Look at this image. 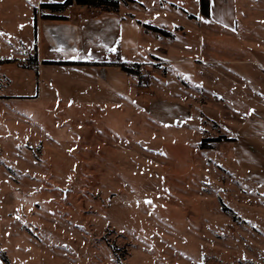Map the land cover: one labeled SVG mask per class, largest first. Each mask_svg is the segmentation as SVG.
Segmentation results:
<instances>
[{"label": "rangeland", "instance_id": "rangeland-1", "mask_svg": "<svg viewBox=\"0 0 264 264\" xmlns=\"http://www.w3.org/2000/svg\"><path fill=\"white\" fill-rule=\"evenodd\" d=\"M28 1L34 10L19 9L18 22L2 26L4 56L34 46L37 23L28 14L48 11ZM240 20L237 50L264 65V0ZM242 66L263 96L264 69L257 78L254 66ZM6 84L0 76L3 93ZM17 86L10 90L25 92ZM214 106L205 109L214 115ZM77 107L52 95L20 106L24 123L0 115V264H264V186L224 161L226 145L200 148L222 134L217 125L197 114L186 134L162 130L133 106L125 114Z\"/></svg>", "mask_w": 264, "mask_h": 264}, {"label": "crops", "instance_id": "crops-1", "mask_svg": "<svg viewBox=\"0 0 264 264\" xmlns=\"http://www.w3.org/2000/svg\"><path fill=\"white\" fill-rule=\"evenodd\" d=\"M64 1L37 0L36 5ZM252 1L210 0L209 17L202 15L200 0H133L121 2L116 12L73 4L69 13L59 14L66 19L44 20L49 9L36 17L33 11L28 21L37 23L36 47L22 52L16 47L9 56L0 52V76L7 81V92L0 89V115L6 122L24 123L20 106L39 104L54 95L60 102L77 105V110L110 105L111 113L123 114L133 106L162 130L188 134L200 123L196 118L200 114L225 138L205 150L226 145L230 153L224 161L234 164L250 182L264 186V95L254 93L242 75V65L253 72L250 65L258 78L264 65L252 58L243 60L244 53L235 44L243 39L240 12ZM22 8L34 10L35 4L0 0V35L4 29L8 33L4 23L18 22ZM3 15L9 18L4 20ZM145 24L170 36L152 32ZM35 54L36 62L30 59ZM4 60L13 62L1 63ZM25 63L34 69L24 68ZM121 64L138 66L141 76L148 75L149 85H142ZM10 67L18 71L15 78L8 73ZM16 84L25 86V92L11 91ZM208 105H217L214 115L205 109ZM230 126L232 131L227 130ZM17 130L11 131L17 140L28 138ZM44 139L50 142L51 137ZM25 142L32 152L29 138ZM43 143L38 144L42 151Z\"/></svg>", "mask_w": 264, "mask_h": 264}, {"label": "trees", "instance_id": "trees-1", "mask_svg": "<svg viewBox=\"0 0 264 264\" xmlns=\"http://www.w3.org/2000/svg\"><path fill=\"white\" fill-rule=\"evenodd\" d=\"M121 2L123 3H129L133 2V0H65L62 3H52V4H42L41 8L42 9H49L51 14L48 15H43V19H66L64 16L59 15L60 13H63L69 6L73 4L81 5V6H86L88 8H91L93 10L101 11V12H116L119 10ZM201 3V12L202 15L205 17L210 16V0H200ZM144 27L152 32H155L157 34L163 35V36H170L168 32L165 30L151 26L148 24H145ZM30 59L34 60L35 62L38 61L37 55H32ZM13 62V60H4L1 63H10ZM21 63V62H20ZM23 65L24 68L28 69H34L32 68L31 65L21 64ZM120 67L127 72L130 75L137 76L140 83L142 82L143 76H141L139 72V67L138 66H129L127 64H121ZM36 71V70H35ZM37 73V71H36ZM225 139L224 137H217V138H212V139H204L201 144L200 148L201 149H212L214 145L220 141Z\"/></svg>", "mask_w": 264, "mask_h": 264}, {"label": "built area", "instance_id": "built-area-1", "mask_svg": "<svg viewBox=\"0 0 264 264\" xmlns=\"http://www.w3.org/2000/svg\"><path fill=\"white\" fill-rule=\"evenodd\" d=\"M143 79H144V85L148 86L149 85L148 75L147 74L143 75Z\"/></svg>", "mask_w": 264, "mask_h": 264}, {"label": "snow or ice", "instance_id": "snow-or-ice-1", "mask_svg": "<svg viewBox=\"0 0 264 264\" xmlns=\"http://www.w3.org/2000/svg\"><path fill=\"white\" fill-rule=\"evenodd\" d=\"M22 27V26H21ZM114 50V49H113ZM147 202H149L150 203V201H147Z\"/></svg>", "mask_w": 264, "mask_h": 264}]
</instances>
